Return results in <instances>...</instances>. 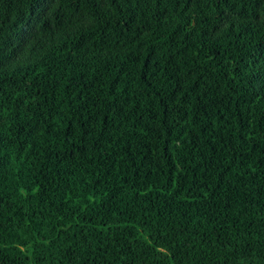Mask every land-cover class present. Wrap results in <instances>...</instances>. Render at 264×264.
Returning a JSON list of instances; mask_svg holds the SVG:
<instances>
[{
    "label": "trees",
    "instance_id": "1",
    "mask_svg": "<svg viewBox=\"0 0 264 264\" xmlns=\"http://www.w3.org/2000/svg\"><path fill=\"white\" fill-rule=\"evenodd\" d=\"M0 264H264V0H0Z\"/></svg>",
    "mask_w": 264,
    "mask_h": 264
},
{
    "label": "snow or ice",
    "instance_id": "2",
    "mask_svg": "<svg viewBox=\"0 0 264 264\" xmlns=\"http://www.w3.org/2000/svg\"><path fill=\"white\" fill-rule=\"evenodd\" d=\"M37 6H39V3L37 4Z\"/></svg>",
    "mask_w": 264,
    "mask_h": 264
}]
</instances>
